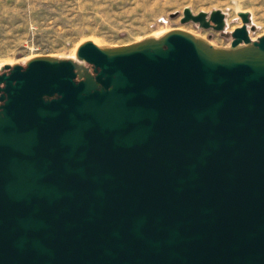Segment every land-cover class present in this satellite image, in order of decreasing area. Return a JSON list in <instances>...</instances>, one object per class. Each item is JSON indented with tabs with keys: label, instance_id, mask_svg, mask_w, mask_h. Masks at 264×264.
Masks as SVG:
<instances>
[{
	"label": "water",
	"instance_id": "obj_1",
	"mask_svg": "<svg viewBox=\"0 0 264 264\" xmlns=\"http://www.w3.org/2000/svg\"><path fill=\"white\" fill-rule=\"evenodd\" d=\"M240 17L229 47L173 30L3 67L0 264H264V35Z\"/></svg>",
	"mask_w": 264,
	"mask_h": 264
},
{
	"label": "rangeland",
	"instance_id": "obj_2",
	"mask_svg": "<svg viewBox=\"0 0 264 264\" xmlns=\"http://www.w3.org/2000/svg\"><path fill=\"white\" fill-rule=\"evenodd\" d=\"M185 8L194 14L221 10L224 31L182 23ZM240 12L249 13V36L257 41L264 35V0H0V68L26 66L40 56L76 59L78 47L90 40L122 47L173 30L229 47L232 32L243 25Z\"/></svg>",
	"mask_w": 264,
	"mask_h": 264
},
{
	"label": "flooded vegetation",
	"instance_id": "obj_3",
	"mask_svg": "<svg viewBox=\"0 0 264 264\" xmlns=\"http://www.w3.org/2000/svg\"><path fill=\"white\" fill-rule=\"evenodd\" d=\"M213 29V28H211ZM84 66L89 69V71L91 73L94 72V67L92 65H90L89 63L83 62ZM26 69V66H24V70ZM12 74V69H3L0 68V78L4 77L5 81L3 83L0 84V89H5L7 87L8 84V78L11 76ZM80 79H77V81H79ZM7 92L6 91H1L0 92V97H4L5 99L3 101H0V106H3L7 100ZM1 110V109H0Z\"/></svg>",
	"mask_w": 264,
	"mask_h": 264
},
{
	"label": "bare ground",
	"instance_id": "obj_4",
	"mask_svg": "<svg viewBox=\"0 0 264 264\" xmlns=\"http://www.w3.org/2000/svg\"><path fill=\"white\" fill-rule=\"evenodd\" d=\"M165 33H163V35H164ZM162 34H157V35H154V37H159V36H161ZM204 39V38H203ZM204 40H206V39H204ZM90 41H92V40H90ZM93 43H97V42H95V41H92ZM98 44V43H97ZM96 44V45H97ZM70 59H75V56H73V57H70Z\"/></svg>",
	"mask_w": 264,
	"mask_h": 264
}]
</instances>
